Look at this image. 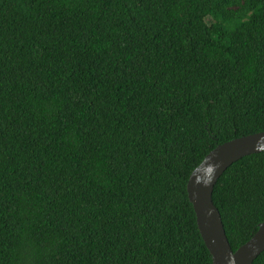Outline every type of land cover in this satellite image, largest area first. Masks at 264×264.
Listing matches in <instances>:
<instances>
[{
  "label": "trees",
  "instance_id": "obj_1",
  "mask_svg": "<svg viewBox=\"0 0 264 264\" xmlns=\"http://www.w3.org/2000/svg\"><path fill=\"white\" fill-rule=\"evenodd\" d=\"M262 131L264 0H0V264H212L187 180ZM212 200L235 251L264 151Z\"/></svg>",
  "mask_w": 264,
  "mask_h": 264
},
{
  "label": "water",
  "instance_id": "obj_2",
  "mask_svg": "<svg viewBox=\"0 0 264 264\" xmlns=\"http://www.w3.org/2000/svg\"><path fill=\"white\" fill-rule=\"evenodd\" d=\"M264 151V131L237 137L210 150L193 169L186 184L196 223L211 255L212 264H252L264 251V221L235 251L230 247L212 192L217 179L234 161Z\"/></svg>",
  "mask_w": 264,
  "mask_h": 264
}]
</instances>
